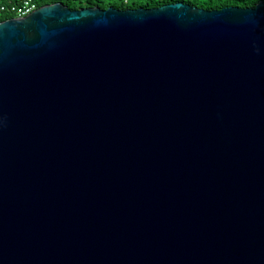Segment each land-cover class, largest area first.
I'll return each instance as SVG.
<instances>
[{"label":"water","instance_id":"water-1","mask_svg":"<svg viewBox=\"0 0 264 264\" xmlns=\"http://www.w3.org/2000/svg\"><path fill=\"white\" fill-rule=\"evenodd\" d=\"M0 264H264V1L0 21Z\"/></svg>","mask_w":264,"mask_h":264},{"label":"trees","instance_id":"trees-1","mask_svg":"<svg viewBox=\"0 0 264 264\" xmlns=\"http://www.w3.org/2000/svg\"><path fill=\"white\" fill-rule=\"evenodd\" d=\"M36 8L51 5L62 4L68 10H78L85 8H99L105 10L110 7L117 10L126 9H151L163 5L182 3L193 6L205 11L220 10L227 7L253 8L259 1L264 0H31ZM20 0H0V6L18 5ZM11 18L10 15L0 14V21Z\"/></svg>","mask_w":264,"mask_h":264},{"label":"built area","instance_id":"built-area-1","mask_svg":"<svg viewBox=\"0 0 264 264\" xmlns=\"http://www.w3.org/2000/svg\"><path fill=\"white\" fill-rule=\"evenodd\" d=\"M36 7L31 0H20L18 5L0 6V14L5 13L11 18H21L34 11Z\"/></svg>","mask_w":264,"mask_h":264}]
</instances>
